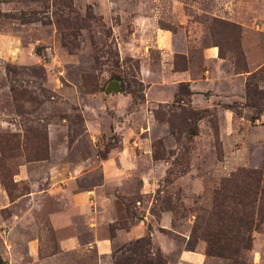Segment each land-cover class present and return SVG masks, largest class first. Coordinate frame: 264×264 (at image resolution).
Masks as SVG:
<instances>
[{
  "label": "rangeland",
  "instance_id": "1",
  "mask_svg": "<svg viewBox=\"0 0 264 264\" xmlns=\"http://www.w3.org/2000/svg\"><path fill=\"white\" fill-rule=\"evenodd\" d=\"M263 68L264 0H0V264L142 237L164 264H264V222L228 257L201 237L222 180H264Z\"/></svg>",
  "mask_w": 264,
  "mask_h": 264
},
{
  "label": "trees",
  "instance_id": "2",
  "mask_svg": "<svg viewBox=\"0 0 264 264\" xmlns=\"http://www.w3.org/2000/svg\"><path fill=\"white\" fill-rule=\"evenodd\" d=\"M63 7L71 11L68 3ZM34 20V19H33ZM32 22V19H24ZM264 69V68H263ZM259 69L258 73H263ZM251 74L249 80L255 78ZM246 82V99L252 100L258 92L252 82ZM264 93V92H263ZM264 98V94H263ZM211 219L203 229L202 240L205 242V254L228 257L226 253L250 246V230L255 223L264 222V180L254 169H240L221 181L213 191L212 205L209 212ZM112 264H164L158 251H152L147 237L128 242L113 254Z\"/></svg>",
  "mask_w": 264,
  "mask_h": 264
},
{
  "label": "crops",
  "instance_id": "3",
  "mask_svg": "<svg viewBox=\"0 0 264 264\" xmlns=\"http://www.w3.org/2000/svg\"><path fill=\"white\" fill-rule=\"evenodd\" d=\"M89 195H83V194H77L75 196H73V198L71 199V204L72 206H74V208H76V204L77 202H80V209L76 208L78 211H80L82 213V215H88L89 210H87V207L84 205V201L88 199ZM63 224H64V228L66 229H70L71 227H69L71 225V222L69 219H67L66 217H61ZM90 228H92L93 224H89L88 225ZM136 227L130 228L126 231L125 233V237L126 240H130L131 238H135L137 235V231L135 229ZM68 237L63 240L62 242H60V248H65V249H73L78 245V242L75 238V236L68 232ZM94 247L96 248V250L98 251L99 255L101 254H106L107 253V249L105 246V243H103L102 240H95L94 242Z\"/></svg>",
  "mask_w": 264,
  "mask_h": 264
},
{
  "label": "water",
  "instance_id": "4",
  "mask_svg": "<svg viewBox=\"0 0 264 264\" xmlns=\"http://www.w3.org/2000/svg\"><path fill=\"white\" fill-rule=\"evenodd\" d=\"M113 91L118 92V85L115 84Z\"/></svg>",
  "mask_w": 264,
  "mask_h": 264
}]
</instances>
